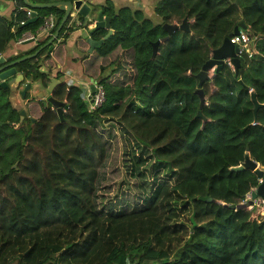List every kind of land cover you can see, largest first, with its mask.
<instances>
[{
    "label": "trees",
    "instance_id": "1",
    "mask_svg": "<svg viewBox=\"0 0 264 264\" xmlns=\"http://www.w3.org/2000/svg\"><path fill=\"white\" fill-rule=\"evenodd\" d=\"M23 7L18 0L13 18L0 15V54L25 32L38 35L50 13L57 14L51 34L13 59L41 50L16 68L44 88L62 78L52 95L68 111L62 119L32 99L29 117L15 128L1 122L20 117L8 102L0 104V264H264L263 208H238L259 177L234 169L247 154L264 166V106L256 117L250 92L264 104V0H159L158 21L108 2L103 12L115 32L92 52L85 42L81 58L84 76L105 89L95 110L59 68L67 39L81 25L69 18L50 52L42 47L63 10L39 9L37 21L21 25L29 21ZM185 18L189 30L175 31L153 58V43L168 35L163 25ZM241 20L257 53L240 57L238 75L226 63L215 70L203 84L207 104L200 108L198 74ZM109 121L129 136L133 172L145 189L152 186L130 211L97 206L103 167L118 152L111 155L106 142L116 138L108 134ZM149 163L150 176L143 171ZM165 171L171 177L163 181Z\"/></svg>",
    "mask_w": 264,
    "mask_h": 264
},
{
    "label": "water",
    "instance_id": "2",
    "mask_svg": "<svg viewBox=\"0 0 264 264\" xmlns=\"http://www.w3.org/2000/svg\"><path fill=\"white\" fill-rule=\"evenodd\" d=\"M25 5L30 7L33 10L32 17L29 19L28 23H33L37 21L38 19V9H48V8H59L63 11H65V15L63 19L61 20L55 34L52 36L50 41L42 48L49 47V51L51 52L54 49V41L59 37L60 31L64 27L67 20L71 17L72 10H76L79 12V14L83 17H87L91 11L92 6H90L88 3H86L84 0H73V1H66V0H60L56 2H46V3H33L30 0H23ZM55 20V19H54ZM56 21V20H55ZM111 21L112 17L105 16L103 11H100L97 17L96 26L91 31V34H94L95 31L99 29L106 28L109 30L108 34L105 36V38L96 40L92 36L88 39V43L90 45L89 52H92L95 48L101 46L105 40L109 39L112 35V29H111ZM164 29L167 31L168 35L165 36L162 39L157 40L153 43V58L156 57V55L159 52V47L161 43H164L170 39V37L173 35V33L177 30H189V21L188 18H185L184 21L181 24H169L165 23L163 25ZM240 29H247V25L243 20H241L238 25L234 28V31L225 38L223 44L213 50L212 57L210 60H208L202 67L201 71L198 74V78L200 79L199 87L196 90V93L200 97V108H202L206 104V98L205 93L203 89V84L205 81L210 80L212 77L210 76V70L215 68L216 71H219L224 65H225V59L230 58L232 64L234 65V70L236 74L238 75L239 69L241 67V58L238 56L239 48L233 44L230 40V37H232L235 34H239ZM47 34L46 31H42L37 35V39H40L41 37H44ZM33 42V39L27 40L24 43H30ZM41 50H38L37 52L24 56L22 58L16 59L14 61L8 62L11 57H6L5 55L0 54V87L2 88H9L10 85L7 82V80L13 76L15 77V84H12V86H15L16 84H19L21 81H23V74L17 73L16 65L26 61L28 59L36 57ZM42 70L45 71L43 68ZM100 81V80H99ZM60 84L59 80L54 79L49 91H53V89ZM33 86L32 82L27 83L24 91H22L23 97H25L26 92L31 89ZM92 94L95 93V85L91 87ZM252 100L255 103V115L257 117L259 109L264 106V104H261L257 100V96L255 92H252L251 94ZM49 102L53 103L58 108V114L63 119V111L62 106H64V103L56 100L54 97H50L48 99ZM25 114V111L22 112ZM199 116H202V113H199ZM249 150V147H248ZM235 170H245L249 169L254 171L258 177L262 179V182L258 185L256 188L253 197L260 196L264 198V169L262 168L261 164L255 161L250 157L249 154L246 155L245 162L240 165L239 167L234 168ZM247 204L242 203L238 205V208H246ZM264 223V220H263Z\"/></svg>",
    "mask_w": 264,
    "mask_h": 264
},
{
    "label": "rangeland",
    "instance_id": "3",
    "mask_svg": "<svg viewBox=\"0 0 264 264\" xmlns=\"http://www.w3.org/2000/svg\"><path fill=\"white\" fill-rule=\"evenodd\" d=\"M39 42L40 41L38 39L37 41L34 42V44H37ZM25 49H26L25 46L21 47V49L14 54V58L22 55L26 50H28ZM214 70H215L214 68L210 70L211 77H213ZM82 75L84 76L83 70H82ZM87 81H91V80L88 79ZM95 81L96 80H94L93 82L96 83ZM125 81L129 82L130 81L129 77H125ZM213 89L214 86H212V90ZM105 125L107 126L106 127L107 130L110 128L108 134L115 133L116 136V138H112L111 136L106 138V142L109 147L110 154L112 155L114 153L115 147L117 148L118 152L115 151L112 161L110 162L109 159V161H107L105 166L103 167L102 175L104 177L99 184V191L97 193V198H96L97 206L101 211H114V212L130 211L134 207L142 204V201H144L143 198L144 194L150 192L152 186L150 187L148 185L147 188L145 189V186L147 184L141 183L140 180H138L136 174L133 172L131 158H133L132 154L134 153H132L131 150H133L135 146L130 143L129 136L127 135V133L122 132L119 125H116V123L113 121L106 122ZM141 153H142L141 150H138L136 154L141 155ZM262 168L264 169V166H262ZM143 171H145L147 175L150 176L152 171L151 164L150 163L146 164L143 167ZM154 172L155 171H152V173ZM170 177H171L170 174L167 171H165V173L162 176V180L163 179H164L163 181L168 180L170 179ZM141 198L142 200H140ZM128 199H133V200L129 202ZM139 201H141L140 204H138Z\"/></svg>",
    "mask_w": 264,
    "mask_h": 264
},
{
    "label": "crops",
    "instance_id": "4",
    "mask_svg": "<svg viewBox=\"0 0 264 264\" xmlns=\"http://www.w3.org/2000/svg\"><path fill=\"white\" fill-rule=\"evenodd\" d=\"M86 3H88L90 6H92V11L87 17H83L79 14L78 11L72 10L71 12V19L73 21H77V25H81L77 27L75 31L71 33L69 38L67 39V48H68V53H67V59H66V64L59 65V68H61L60 72L62 73V76L65 80L68 81V84L71 85V82L73 80H88L87 77H84L82 75V64H81V58L82 55L84 54L83 49L85 48V42L88 41V39L92 36L94 38V34H91V31L95 28L96 26V21L97 17L100 11H103V8L105 5L108 4V2H112L115 9L119 10L122 7H131L133 9H141L145 12L146 16L149 18L158 21L159 18L155 14V6L159 0H84ZM18 7V0H0V15L5 16L8 18H13L16 14V10ZM27 7V6H26ZM38 11V10H37ZM63 17L65 15V11H63ZM54 18L57 17V14L55 13H50ZM49 15V16H50ZM107 16L106 14H104ZM80 22V23H79ZM178 24V23H177ZM17 26L13 25L12 31L16 32ZM112 29V28H111ZM114 30L112 29V35L114 34ZM108 34V33H107ZM106 34V35H107ZM49 34L47 33L44 38H47ZM53 36V35H52ZM52 38V37H51ZM105 38V36L103 37ZM101 38V39H103ZM95 39V38H94ZM17 40V39H16ZM12 41L7 48L5 53H1L2 55H5L7 58L11 57V60L13 59V55L18 52V50L21 49V47H30L33 42L28 43L27 45L24 44H18L17 42ZM61 40L59 37L54 41V44L56 45V41ZM97 40V39H96ZM37 41V40H35ZM50 41V40H49ZM256 46V44H255ZM90 49V45L88 47V52ZM257 50V48H256ZM8 61V62H9ZM45 70L47 68L44 67ZM20 74L21 72H18ZM82 75V76H81ZM12 78V77H11ZM75 78V79H74ZM59 80L57 77H53V80ZM52 80V81H53ZM24 82H32L33 86L31 88L30 94L32 96H36L37 94H41V86L39 81H31V79H28L27 77L24 78ZM62 81H60L61 84ZM34 87V89H33ZM33 89V90H32ZM207 104V102H206Z\"/></svg>",
    "mask_w": 264,
    "mask_h": 264
},
{
    "label": "built area",
    "instance_id": "5",
    "mask_svg": "<svg viewBox=\"0 0 264 264\" xmlns=\"http://www.w3.org/2000/svg\"><path fill=\"white\" fill-rule=\"evenodd\" d=\"M23 9L27 13V18L30 19L33 14V10L30 7H23ZM28 21L26 19L21 20L20 24L25 25ZM80 23V22H79ZM56 21L54 20V17L52 15L48 16L45 19L44 24L40 27L39 33L42 31H46L48 34H51V31L55 29ZM37 34H34L32 32H25L22 34L21 37H19L16 42L18 44H22L27 40L33 39L37 40ZM230 40L233 44H235L239 48L238 56L241 57L244 53L248 54L250 57H252L255 53H257L256 50V38H252L249 36L248 33L244 29H240L239 34H235L232 37H230ZM225 63L230 65L234 69V65L232 64L230 58L225 59ZM215 69V68H214ZM215 73V70H214ZM214 75V74H213ZM94 80L87 81V80H74L71 82V85H79L82 89H84V95L86 100L89 103L90 110H95L98 107L102 105V103L105 101V89L103 84L96 80L94 83ZM95 85V93L92 94L91 86ZM250 92H253V88L250 89ZM64 106H62L63 113H66L68 111L67 102H63ZM258 122H253L252 125H256ZM262 182V179L259 177V184ZM258 184V185H259ZM258 186L252 188V190L247 194V200L253 201V203L250 206H247L246 208L252 209L254 205H261L263 208L262 214L264 215V198L257 196L253 197V194ZM244 201L243 203H246Z\"/></svg>",
    "mask_w": 264,
    "mask_h": 264
},
{
    "label": "flooded vegetation",
    "instance_id": "6",
    "mask_svg": "<svg viewBox=\"0 0 264 264\" xmlns=\"http://www.w3.org/2000/svg\"><path fill=\"white\" fill-rule=\"evenodd\" d=\"M14 60H16V59H14ZM14 60H11V61H14ZM11 61H9V62H11ZM23 76L25 78V75L24 74H23ZM15 77L16 76H13L12 78H9L7 80V82L10 85L9 88H2V87H0V104L5 103V102H8L10 104V107L13 110H15L16 114L20 117V119H19L20 121L19 122H15V121L7 120L6 122H1L2 124L3 123H7V124H9L11 126H14L15 128H18L19 127V124L22 123V122H24V120H26V118L29 117V115L27 113V104L32 99H37V100H39L41 102H44V105L45 106H47V107L48 106H51L52 110H54L55 112H58V108L53 103H51V102L48 101V99L51 96L53 97V95H52V92L53 91H51V92L49 91L51 85L49 87H47V88H44L42 86V84L40 83V86H41L40 93L41 94H37L36 96H32V95H30L31 89H29L26 92L25 97H23L22 91H24L27 83H29V82H24V78H23V81H21L19 84H16L15 86H12V84H15ZM60 81H62V78H61ZM56 100H58V99H56ZM23 111H25V114L22 113Z\"/></svg>",
    "mask_w": 264,
    "mask_h": 264
}]
</instances>
